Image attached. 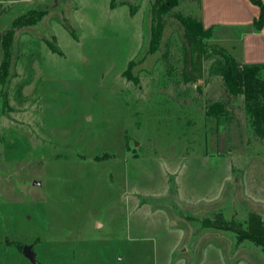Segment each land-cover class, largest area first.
Segmentation results:
<instances>
[{
    "label": "rangeland",
    "instance_id": "1",
    "mask_svg": "<svg viewBox=\"0 0 264 264\" xmlns=\"http://www.w3.org/2000/svg\"><path fill=\"white\" fill-rule=\"evenodd\" d=\"M152 4L0 0V264H33L26 244L39 264H264L260 245L201 222H264V139L211 60L180 76L174 14L200 17L197 1L164 16L155 53ZM30 10L44 16L8 59L2 32Z\"/></svg>",
    "mask_w": 264,
    "mask_h": 264
},
{
    "label": "trees",
    "instance_id": "2",
    "mask_svg": "<svg viewBox=\"0 0 264 264\" xmlns=\"http://www.w3.org/2000/svg\"><path fill=\"white\" fill-rule=\"evenodd\" d=\"M180 0H153L151 7L153 25L151 28L150 53L159 50L166 27L165 15L179 4ZM199 7L202 1L195 0ZM260 7V16L255 24L261 28L264 23V3L261 0H252ZM175 17L180 21L184 33L181 78L185 82L199 81L205 71V61L211 60L210 73L217 74L224 79L227 93L231 96H244V109L252 119V125L257 135L264 139V64H246L233 56L226 47L221 44L210 43L206 38L213 36L212 28H206L201 17L190 14L176 13ZM44 14L35 10L16 17L12 26L2 32L3 54L11 57V48L14 35L20 28L38 23ZM74 36V30L67 27ZM50 49L58 54V48L50 46ZM7 62L1 65V72L7 71ZM207 114L213 117L225 115L226 103L216 102L208 106ZM203 228L228 230L234 233L237 243L250 240L262 247L264 251V222L260 215L251 214L246 222L235 219H226L222 214L207 217L201 220Z\"/></svg>",
    "mask_w": 264,
    "mask_h": 264
},
{
    "label": "crops",
    "instance_id": "3",
    "mask_svg": "<svg viewBox=\"0 0 264 264\" xmlns=\"http://www.w3.org/2000/svg\"><path fill=\"white\" fill-rule=\"evenodd\" d=\"M200 17L212 28L209 39L246 64H264V23L257 28L260 7L252 0H201ZM264 3V0H261Z\"/></svg>",
    "mask_w": 264,
    "mask_h": 264
},
{
    "label": "water",
    "instance_id": "4",
    "mask_svg": "<svg viewBox=\"0 0 264 264\" xmlns=\"http://www.w3.org/2000/svg\"><path fill=\"white\" fill-rule=\"evenodd\" d=\"M34 184H40L39 181H34ZM22 253L25 257H27L33 264H39V260L36 257V252H34V246L26 244L23 249Z\"/></svg>",
    "mask_w": 264,
    "mask_h": 264
}]
</instances>
